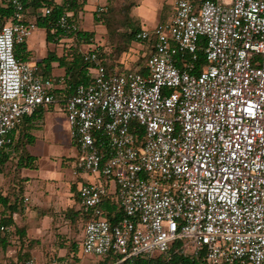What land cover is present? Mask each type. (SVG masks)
<instances>
[{"label":"built area","instance_id":"built-area-1","mask_svg":"<svg viewBox=\"0 0 264 264\" xmlns=\"http://www.w3.org/2000/svg\"><path fill=\"white\" fill-rule=\"evenodd\" d=\"M10 2L0 28V157L23 117L59 101L56 78L16 55L36 23L25 19L24 0ZM69 15L57 23L74 32ZM135 37L153 39L147 74L108 69L101 47L82 39L90 80L63 105L76 173L105 180L79 186L91 215L83 253H111L121 264L183 240L209 264H264V0H174L170 21ZM110 193L123 210L115 223L102 207ZM3 219L0 210V231H10Z\"/></svg>","mask_w":264,"mask_h":264},{"label":"trees","instance_id":"trees-1","mask_svg":"<svg viewBox=\"0 0 264 264\" xmlns=\"http://www.w3.org/2000/svg\"><path fill=\"white\" fill-rule=\"evenodd\" d=\"M87 0H24L25 7V19L27 21L30 16L35 17V23L37 27L44 28L46 30V39L50 43H54L56 47H61L62 52L59 53L56 49L48 50L47 55L39 62L38 74L42 76H50L52 74L54 64L57 67L63 68L64 73L62 76L58 77L61 81V85H57L54 89L55 96L59 99L62 105H65L66 98L73 94L76 87L81 83H87L90 80L89 73L93 69V65L85 60L82 52L80 51V44L82 39L86 42L91 41L94 37V31H88L84 29H78L76 31H67L58 25V19L69 12V20L78 24L82 18L83 11L85 9V4ZM134 6V0H122L114 1L107 0L105 5V10L98 14L97 10L94 12V19L101 20L107 31L113 36L119 35V29L122 28L129 32V36L135 39L136 33L140 30V27L136 26L131 10ZM49 8L50 13H43L42 10ZM13 10L11 7L10 0H0V28L1 26L11 19ZM73 38V42H62L63 39ZM153 39L150 40L149 44L152 46ZM25 44L22 43L16 47V55L18 56L21 51L25 50ZM59 44V45H58ZM205 40L202 38L200 45L203 46ZM199 58L197 64L199 66H205L207 64L206 56L202 49L198 52ZM105 50L102 51L101 57L104 61L105 66L108 69L113 67V63L110 62ZM139 71L143 74L148 73L147 66H142ZM52 105V104H50ZM48 105V106H50ZM43 107L38 108L32 115L25 116L18 123V125L12 131V144L4 149L0 157V172L5 167V164L10 161L12 164L10 168H13L14 172L20 170L22 167H33L35 164L36 156L33 155L29 146L36 141V135L31 131H24L21 137L15 140L14 131L25 121L31 120L34 117H38L42 112ZM143 127L135 130L139 136L143 135ZM71 161H76V159H71ZM17 173V172H15ZM21 180V178H20ZM73 190L77 196V202L80 205L79 209H71L72 219L80 220L83 225L91 218L89 213L83 211L82 205L79 198V188L73 184ZM0 194V202L3 203V208L1 212L4 214L3 222L11 225L10 231H0V248L8 249L9 245L12 244L13 239L20 241L21 245L25 242L26 227L19 225L12 214L20 210L23 205V189H19L11 195H7L6 199ZM4 200V201H3ZM104 213L111 223H115L120 218L123 217V210L119 202L115 199L114 194L110 193L104 197L102 204ZM82 243V240L80 241ZM29 242L28 245H30ZM73 246L67 257L73 259L72 252H77L76 241L71 243ZM28 254L19 251V255ZM103 260H100L98 264H111L117 259L115 255L111 253L102 255ZM20 257V258H21ZM61 258V257H60ZM73 264H75L73 262ZM121 264H209L206 256V251L203 250L200 254L195 255L191 252L188 246H185L183 240L173 241L166 251L157 252L151 257L139 256L133 260L123 261Z\"/></svg>","mask_w":264,"mask_h":264},{"label":"crops","instance_id":"crops-1","mask_svg":"<svg viewBox=\"0 0 264 264\" xmlns=\"http://www.w3.org/2000/svg\"><path fill=\"white\" fill-rule=\"evenodd\" d=\"M106 3H107V0H87L85 4V8L87 7L91 8V11H93V15H94V12L99 7L105 6ZM131 15L135 23L138 24V26L140 27L139 31H141L144 28L150 29L153 26H156L163 22L170 21L173 18L174 0H134V6L132 7ZM27 18L28 20L35 22L34 16L29 15V17ZM78 27L79 29H83L80 27L79 23H78ZM95 27L96 25L94 26L92 25V28L84 29V30L94 31L95 32V35L93 37L94 43L98 44L101 47L102 51L106 50L105 43L99 42L97 38V33L94 30ZM38 28L40 27L36 26L32 34L30 35V37L27 39L26 42H24L26 43L25 50L21 51L20 54L18 55L24 60L34 62V63L41 61L47 55L48 50H50L49 48L45 50V48H47L48 46L47 39H44L42 37V31L41 33L37 32ZM43 34L46 38V30L43 31ZM133 40L135 41V43L138 44V46H140L138 47L139 49L137 51H141V56H143V52L147 51L148 47H149V50H148L147 56L152 52V46H149V41H143L137 38ZM67 41L73 42V38L61 40L60 45H62V42H67ZM41 45L43 47V50L41 48ZM56 50L59 53L62 52V48L60 47L59 49H56ZM38 51L40 54H38ZM128 64L129 62H126L125 58L121 57L119 60H116L112 68L117 67V68H122V69H127V70H139L142 67L141 66L139 68H131L127 66ZM63 73H64V69L57 67V64L55 63L52 74L50 76H53L56 78L57 85L59 86L61 85V81L58 80V77L62 76ZM44 123H45L44 121L42 122L39 120V116L38 117L36 116L31 120H25L14 131L13 134H14L15 140L16 139L18 140L24 131L33 132L36 135V139H37V131H38L37 128L41 127ZM69 132H70V127H69ZM70 136H71V133H70ZM29 150H30V146H29ZM9 164H12V162L8 161L5 164V166H7V169L6 167H4L2 172H0V194L2 195L3 198L6 199L7 195H11L15 193L16 191H18L19 189H23L24 199H23L22 208L14 212L16 213V218H14L15 221L19 225L26 227V236L24 237L25 242L22 245H28L29 242H31L32 245H39L38 248L40 250V257L44 261V264H46L47 261L49 262V264H51L54 258H59L61 260L67 259L70 251L68 250V247L61 246V245H68L69 240H67V242L64 244L59 243L57 242L56 239L53 238L52 234L55 235L56 232H62L61 228L64 225H66L69 228L71 217H72L70 210L80 208V205L77 202V196L75 195L74 190H73L74 183L73 182L69 183V185H67V188L66 190H64V193H63L62 190L59 188V183L56 180V177L54 178V176H51V174H47V175L44 174L46 175L44 181H41L40 185L37 186V185H34L35 177L32 175H27L24 172V169L36 168L37 159H35V164L33 167H22L20 170L15 171L17 173L14 172L13 168H10L11 166H9ZM73 174L78 177L77 183L75 184L77 189L82 183H85V182H95V181L103 182V183L105 182L104 179L102 180L100 178H96L94 175H89L83 172L76 173V169H74ZM30 190L33 191L32 194L34 193L36 195V200L34 201H36L39 212L42 214V220L44 221L46 216H48L49 218H52L53 220L51 223L49 220L46 223L37 224V228H35L34 230L37 236L31 235L30 227L27 224H25L23 221H21V218L25 216L26 214H28V216L32 218L39 219L40 217L38 213L36 214V212L32 211L29 207L31 204L32 197H33V195L29 193ZM59 193L62 194L64 198ZM26 197L28 198L27 201H25ZM2 208H3V203L0 202V210ZM84 225L82 229L81 240L83 239ZM68 228L66 231V233L68 234L66 236L67 239H69V231H70V229ZM45 229L48 231L47 238L44 236L43 237L41 236V233ZM11 245H21V243L19 240L15 238L12 240ZM55 245H58V247H55ZM9 250L10 249H8L7 252H9ZM27 261H24L25 264Z\"/></svg>","mask_w":264,"mask_h":264},{"label":"rangeland","instance_id":"rangeland-1","mask_svg":"<svg viewBox=\"0 0 264 264\" xmlns=\"http://www.w3.org/2000/svg\"><path fill=\"white\" fill-rule=\"evenodd\" d=\"M114 1L117 2L122 0ZM79 24L83 29H90L92 28V25H96L94 30L97 33V38L99 42L105 43V51L108 54L107 56L109 57L110 62H112L113 64L116 62V60H119L121 57H123L125 58L126 62H129V64L127 65L128 67L139 68L145 65V58H147L149 47L146 52H143V56H141V51H137L139 49L138 47L140 46H138V44L135 43L133 39L131 40L129 32L120 28L118 30L119 35L113 36L107 31L105 24L101 20L94 19L93 11H91V8L87 7L84 9ZM135 25L138 26V24L136 23ZM154 27L155 26L151 27L150 29H153ZM41 31L42 37L46 39L43 34V31H45V29L41 27L37 29L38 33H41ZM47 43L48 46L47 48H45V50L48 48L59 49V47H56L54 43H50L48 41ZM41 48L43 50L42 45ZM38 54H40L39 51ZM39 120L42 122L44 121L45 123L41 127L37 128L38 131L36 142L30 145V150L37 159V167L34 169H24V172L27 175H32L35 177L34 185L37 186L40 185L41 181H44L47 174H51V176H54V178L56 177V180L59 183V188L64 193V190H66L69 183H77L78 177L73 174L75 169V161H71V159H76L79 153L77 144L70 136L67 111L63 108L61 102L57 101L52 105L46 106L42 109V112L39 115ZM10 165L11 164H9V166ZM5 167L7 169V166ZM110 188L111 191L114 190V183H111ZM32 192L33 191L30 190L29 193L32 194ZM32 195L33 197L29 207L32 211H35L36 214L38 213L40 217L39 219L32 218L29 217L28 214H26L21 218V221H23L30 227L31 235L37 236L34 231L35 228H37V224H43L48 222L49 220L51 223L53 220L48 216H46L44 221L42 220V214L39 212L36 201H34L36 200V195L34 193ZM67 228L68 227L66 225L62 226V232H56V237L54 234H52V236L57 240V242L63 244L66 243L67 240H69L68 245H61L68 247L69 251L73 247L71 243L73 241H76L78 250L77 252H72L73 262L75 264H98L100 260L104 259L103 256L83 253L82 243H80L82 238L83 223L80 220L77 221L75 219L74 222L71 217L70 227L68 228L70 229L69 239L66 238V236L68 235L66 233ZM41 236L47 238L48 231L45 229L41 233ZM38 246L39 245L32 244L9 245V252H7L8 249L0 248V264H25L24 261H27L29 259H33V264H44V261L40 257V250ZM55 247H58V245H55ZM21 249L23 252L28 254H25L23 255V257H21V255H19V251ZM47 263L49 264L48 261L46 262V264Z\"/></svg>","mask_w":264,"mask_h":264}]
</instances>
